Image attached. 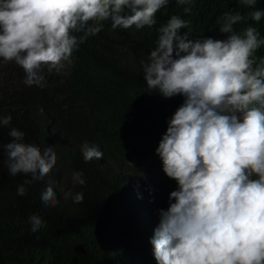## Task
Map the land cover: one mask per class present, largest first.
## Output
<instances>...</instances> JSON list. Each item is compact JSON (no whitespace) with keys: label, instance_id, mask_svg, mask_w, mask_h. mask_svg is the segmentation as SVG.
Here are the masks:
<instances>
[{"label":"clouds","instance_id":"obj_1","mask_svg":"<svg viewBox=\"0 0 264 264\" xmlns=\"http://www.w3.org/2000/svg\"><path fill=\"white\" fill-rule=\"evenodd\" d=\"M168 2L0 0L1 63L22 67L29 86L98 67L101 54L85 52L78 43L97 35L107 20L113 30L153 27ZM240 3L254 8L257 0ZM248 15L259 22L264 11ZM243 20L240 12H226L219 31L229 34L227 39L190 40L188 33H179L189 22L173 15L157 29L156 47L142 62L149 90L185 97L156 149L164 173L178 184L169 194L168 209L160 210V222L140 182L133 178L125 185L127 200L137 205L144 232L152 238L157 264H264V58L255 56L264 39L252 26L236 32L234 25ZM11 120L0 117V126ZM24 135L12 128V140L0 148L9 174H30L31 180L24 181L29 184L50 172L56 154L51 147L42 154L24 142ZM79 154L86 164H106L103 152L88 142ZM82 177V172L73 174L80 185L86 182ZM24 184L17 195H25ZM41 199L58 203L51 186ZM83 199V193L74 197L76 203ZM29 222L32 232L43 224L36 215Z\"/></svg>","mask_w":264,"mask_h":264},{"label":"trees","instance_id":"obj_2","mask_svg":"<svg viewBox=\"0 0 264 264\" xmlns=\"http://www.w3.org/2000/svg\"><path fill=\"white\" fill-rule=\"evenodd\" d=\"M185 7L191 12L185 13ZM255 10L264 11V0L254 8L240 0H193L191 5L169 0L153 27L113 30L110 20L103 21L102 31L78 43L85 52L101 54L102 64L54 75L39 85H26L22 67L4 64L7 79L20 81L0 87V117H12L9 125L0 126V145L12 140L9 132L16 128L42 154L51 147L56 163L42 179L24 184L31 175H10L0 148V264H157L152 238L144 232L137 205L127 200L125 185L133 178L140 182L160 222V210L168 209L169 194L178 184L164 173L156 149L185 97L149 90L142 62L156 47L157 29L173 15L189 22L179 33H188L190 40H225L229 34L219 31L224 13L240 12L244 20L234 30L252 26L264 39V17L257 22L248 15ZM255 56L264 58V45ZM84 142L103 152V167L80 160ZM75 172L83 173L84 185L74 181ZM21 184L23 196L17 195ZM49 186L55 205L41 199ZM77 193H83L82 203L75 202ZM33 215L43 220L37 232L29 222Z\"/></svg>","mask_w":264,"mask_h":264},{"label":"rangeland","instance_id":"obj_3","mask_svg":"<svg viewBox=\"0 0 264 264\" xmlns=\"http://www.w3.org/2000/svg\"><path fill=\"white\" fill-rule=\"evenodd\" d=\"M3 65H4V63H1V60H0V87H1L2 83H4V85H5L4 87L16 86L19 83L20 78L9 77L7 79V77L2 72ZM3 76H5V78ZM0 92H1V89H0Z\"/></svg>","mask_w":264,"mask_h":264}]
</instances>
